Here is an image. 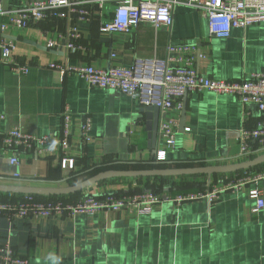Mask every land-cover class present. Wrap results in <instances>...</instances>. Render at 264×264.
Segmentation results:
<instances>
[{"label": "crops", "instance_id": "1", "mask_svg": "<svg viewBox=\"0 0 264 264\" xmlns=\"http://www.w3.org/2000/svg\"><path fill=\"white\" fill-rule=\"evenodd\" d=\"M0 1L7 9L20 5L19 0ZM115 5L113 0L91 3L90 18L75 20L81 34V48L76 52L65 47L42 49L30 42L46 46L51 39L64 44L73 23L68 17L47 18L26 29L0 31V41L3 37L12 39L18 60L29 66L26 73H20L0 63V184L70 186L85 179V172L94 167L133 168L125 164L151 162L156 150L163 148L167 149L165 162L171 166L223 165L262 153H240V130L257 125L260 113L256 105H243L235 94L187 92L181 110L159 111L155 146L150 143L142 109L148 105L144 101L151 99L148 94L157 88L153 81L159 78L157 69L168 57L171 44H191L194 66L205 77L240 80L261 72L264 21L233 28L229 37L220 38L209 34L202 10L185 0H173L169 27L141 22L128 32H103L100 26L110 19ZM6 20L7 16H0V23ZM49 62L91 64L100 69L135 67L141 77L149 80L143 83L142 98L133 99L113 89L91 87L74 73L62 76L43 65ZM66 108L72 116V142L66 154L74 159V166L62 168L59 154L35 157L22 149H18L20 164L12 165V149L3 145V134L14 127L37 136L59 132L61 113ZM84 117L91 119L90 139L81 143L80 123ZM165 118L176 125V142L171 148L165 147L159 135L160 122ZM259 171H264V165L247 170V174ZM238 175L110 178L62 198L64 203H75L88 194L103 196L154 187L164 194L170 192L171 185L173 192L181 191L173 183L196 189L208 180L218 184ZM252 187H258L264 197L261 178L222 194L213 203L161 201L148 214L120 210L92 216L0 215V247L9 243L27 259V264H264V207L253 211L255 203L248 196Z\"/></svg>", "mask_w": 264, "mask_h": 264}, {"label": "built area", "instance_id": "2", "mask_svg": "<svg viewBox=\"0 0 264 264\" xmlns=\"http://www.w3.org/2000/svg\"><path fill=\"white\" fill-rule=\"evenodd\" d=\"M103 0H19L15 9L5 8L0 1V16H7V20L0 23V31L6 33L10 29L29 28L47 18H69L71 25L66 33L67 41L62 44L60 40H47L48 49L65 47L70 52L81 48L78 40L80 31L76 21H85L90 18L88 5ZM115 8L110 19L101 24L100 29L106 33L128 32L141 22H148L155 27H169L172 24L171 6L173 0H113ZM185 3L203 11L210 35L226 38L230 36L231 29L246 27L264 21V0H185ZM15 42L7 37L0 41V63L12 70L26 73L29 69L27 63L17 58ZM168 57L158 67L159 78L153 82L157 84L153 93L148 94L151 99L144 102L155 105L164 113L170 109L181 110L183 97L187 92H201L203 90L216 93H230L239 97L243 105H256L260 119L257 125L251 128H242L239 133V148L241 155L249 156L264 148V69L258 73H251L240 80H223L205 77L198 73L194 66L192 55L193 47L187 43L171 44L168 46ZM43 65L55 69L62 76L77 74L91 87L113 89L139 99L143 96V83L145 80L135 67L125 68L111 66L107 69L96 68L91 64L70 65L61 62H49ZM153 73H150L152 77ZM151 79H155L151 78ZM62 124L59 132L37 136L12 128L2 136V143L6 148L12 149L9 162L19 165L18 149L32 152L35 157L44 154H59L60 166L72 168L74 159L66 153L71 139L72 116L66 108L62 111ZM3 115L0 114V121ZM175 121L171 118L162 119L159 125V135L167 148L175 145ZM91 119L84 117L80 123V142L90 139ZM189 130V128H185ZM167 159V149H157L155 161L162 162ZM243 174L226 178L218 184L208 180L198 190L172 191L160 194L157 191L141 188L124 193H107L103 196L88 194L75 203L57 201H41L33 195H24L22 201H0V215L7 218H26L30 216L52 215H79L92 216L98 212H135L148 214L152 207L161 201H176L178 203L205 200L213 203L228 192L246 186L252 181L264 178V171ZM14 176L18 177V174ZM210 177V176H209ZM248 196L255 203L253 211L264 207V197L258 187L248 190ZM0 264H27V259L16 253L15 249L6 243L0 247Z\"/></svg>", "mask_w": 264, "mask_h": 264}, {"label": "water", "instance_id": "3", "mask_svg": "<svg viewBox=\"0 0 264 264\" xmlns=\"http://www.w3.org/2000/svg\"><path fill=\"white\" fill-rule=\"evenodd\" d=\"M32 44L42 49H48L46 46L37 45L36 42L30 41ZM145 112L147 118L146 129L148 131V137L152 146H155L157 137V124L159 118V108L155 105H146L142 109ZM183 125V110L180 119V126ZM262 152L258 155H253L248 159L240 162L223 164V165H205L197 164L190 166H171V164L162 162H147V163H132L134 164H159L165 165L164 167H152V168H126L116 169L108 168L100 171L90 177H87L73 185L65 187H39L30 185H6L0 184V193H13L23 195H67L81 191L99 181L110 178H136V177H152V176H194V175H206L211 176L215 174L233 173L237 171H244L264 163V148L258 150L256 153ZM254 153V154H256Z\"/></svg>", "mask_w": 264, "mask_h": 264}, {"label": "trees", "instance_id": "4", "mask_svg": "<svg viewBox=\"0 0 264 264\" xmlns=\"http://www.w3.org/2000/svg\"><path fill=\"white\" fill-rule=\"evenodd\" d=\"M151 162H157V161H155V159H153V161H151ZM198 164H200V163H198ZM126 166H132L133 168H137V169H140V168H152V167H164L165 165H159V164H152V165H150V164H134V165H130V164H125ZM190 165H197V164H193V163H182V164H176V166H190ZM261 165H264V163L263 164H261ZM261 165H258V166H256V167H253V168H250V169H247V170H254V169H257L258 167H260ZM108 168H110L109 166L107 167L106 165L105 166H99V167H94L93 169H90V170H88V171H86L85 173H86V176L87 177H90V176H92V175H94V174H96V173H98V172H100V171H103V170H105V169H108ZM114 168V167H113ZM124 169H126V168H124ZM244 171H246V170H244ZM240 172H242V171H237V172H233V173H240ZM233 173H225V174H233ZM225 174H215V175H212V176H222V175H225ZM193 176V175H192ZM194 176H206V175H194ZM86 177V178H87ZM172 177V176H171ZM176 177H186V176H176ZM151 178H170V176H152V177H136V179H138V180H144V179H146V180H149V179H151ZM103 181V180H102ZM100 182V181H99ZM173 186H176V187H178L177 189H179V190H181V191H185V190H192V189H194L193 187L192 188H187V187H182V186H178V185H176L175 183H173ZM201 188V186H197L196 187V189H194V190H198V189H200ZM152 190H154V191H157V189L154 187V188H151ZM0 195H11V196H22L23 194H13V193H0ZM36 199L37 198H41L42 196H40V195H33ZM59 196H62V195H57V197H59Z\"/></svg>", "mask_w": 264, "mask_h": 264}, {"label": "rangeland", "instance_id": "5", "mask_svg": "<svg viewBox=\"0 0 264 264\" xmlns=\"http://www.w3.org/2000/svg\"><path fill=\"white\" fill-rule=\"evenodd\" d=\"M118 169V168H116ZM119 169H123V168H119ZM249 171V170H248ZM241 173H245V172H240ZM193 177V176H192ZM200 177H208V176H200ZM212 177V176H210ZM182 181V180H181ZM214 182V181H213ZM181 183V182H179ZM63 196H59V197H49V198H46V197H41V198H37L38 200H41V201H57V202H63L64 203V198H62ZM25 199V196L22 195V196H11V195H1L0 196V201H9V202H14V201H22Z\"/></svg>", "mask_w": 264, "mask_h": 264}]
</instances>
